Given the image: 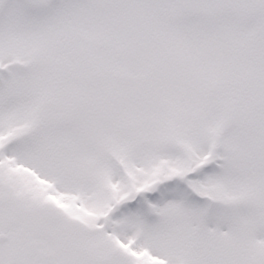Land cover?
<instances>
[{"label": "snow or ice", "instance_id": "snow-or-ice-1", "mask_svg": "<svg viewBox=\"0 0 264 264\" xmlns=\"http://www.w3.org/2000/svg\"><path fill=\"white\" fill-rule=\"evenodd\" d=\"M0 264H264V0H0Z\"/></svg>", "mask_w": 264, "mask_h": 264}]
</instances>
